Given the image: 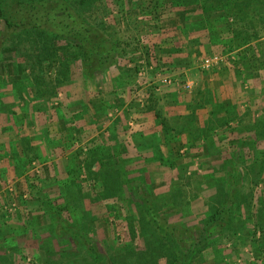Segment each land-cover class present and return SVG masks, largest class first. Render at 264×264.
Returning <instances> with one entry per match:
<instances>
[{
  "label": "rangeland",
  "instance_id": "rangeland-1",
  "mask_svg": "<svg viewBox=\"0 0 264 264\" xmlns=\"http://www.w3.org/2000/svg\"><path fill=\"white\" fill-rule=\"evenodd\" d=\"M27 1L2 4L19 19ZM37 1L65 2L96 26L109 58L0 20V264H264V0H188L212 9L173 20L175 49L142 29L151 0ZM163 48L179 65L166 95L136 71L165 72ZM205 105L227 115L199 113ZM150 115L161 136L131 122ZM154 216L176 236L162 240Z\"/></svg>",
  "mask_w": 264,
  "mask_h": 264
},
{
  "label": "trees",
  "instance_id": "trees-1",
  "mask_svg": "<svg viewBox=\"0 0 264 264\" xmlns=\"http://www.w3.org/2000/svg\"><path fill=\"white\" fill-rule=\"evenodd\" d=\"M150 2L148 15L150 17V20L145 21L147 24L143 26L142 29L145 30V32L151 35V33H154L156 36H167L166 40L164 41H170L174 42L173 48L175 49L176 44V38L178 37L177 31H178V24H176V21H173L175 19H179L180 22H184L186 20V17L188 15V12L190 9H193L195 6L203 5L202 8L203 11L212 9L211 6H205L206 2H189L188 0H151ZM37 1V0H30L25 3H23L24 7L29 9L28 16H25L24 18H11L10 16H7L6 11L4 9V6L2 4V0H0V20L5 21L7 26L9 28H17V27H29L32 26L38 30L43 29L41 33L48 29L54 33L57 34V36H64L67 39H72L71 41H74V45L77 48L78 51L82 53V58L84 59H94L93 55H97L101 52L100 46H95L94 43V37H97L99 35V31L96 26L93 24L88 23L84 18H82L74 9L67 6L65 2H60L61 7H59L58 11L52 8L45 7V2ZM41 4V7L39 8H47V11H41L37 14V12L31 11V8H36L38 5ZM197 4V5H196ZM205 4V5H204ZM47 22V25L52 22L51 25L52 28H46L47 25H44ZM54 22H58V24H54ZM172 23L174 25L168 26L167 23ZM153 35V36H154ZM151 39V37H150ZM163 41V43H165ZM94 45V46H93ZM91 47V48H89ZM146 47V45H145ZM92 49V50H89ZM147 49L148 46H147ZM166 48H163L162 50H165ZM149 51V50H148ZM171 49H166V52H170L172 55ZM100 58H109L108 53L101 54ZM98 59V58H97ZM166 61H168L166 59ZM170 63H164L162 67H165V72L171 73L172 71L176 70L177 67H179L178 63H176V58L174 57ZM141 66H136V71H139ZM235 197V194L232 195V198ZM225 206V205H224ZM222 206V208H224ZM220 210H217L214 215L209 220V223H212L217 217V213ZM156 217L152 219H148V224L156 223V228L158 231H160L162 235L161 239L166 240L172 236H176L177 228L175 226H169V224H165L162 222V220L154 221ZM171 229V230H170ZM173 230V231H172ZM180 235V234H179ZM91 250H95L94 247H91ZM97 255V252H96ZM98 261V260H97ZM97 264H104L103 262H97ZM169 264H179L178 259L174 257L172 261ZM185 264V263H184Z\"/></svg>",
  "mask_w": 264,
  "mask_h": 264
},
{
  "label": "crops",
  "instance_id": "crops-1",
  "mask_svg": "<svg viewBox=\"0 0 264 264\" xmlns=\"http://www.w3.org/2000/svg\"><path fill=\"white\" fill-rule=\"evenodd\" d=\"M177 34H178V37L176 38V46H181V43H182V39H181V33H179L178 31H177ZM153 37V38H152ZM151 37V39H153V40H155L154 39V37H157V39H161L162 40V42L164 41V40H166V38H167V36H165V35H163V36H152ZM165 43L164 44H166V46H168V47H173V43L174 42H170V41H164ZM177 48V47H176ZM166 56H164V60H168V61H171L173 58H174V56H175V54L174 53H172V55L170 54V52H166V54H165ZM156 70H157V68H155ZM154 69V71H156ZM151 72L153 71V70H150ZM222 72V71H221ZM149 73V72H148ZM148 73H146V75H145V80H144V83L146 84H151L150 83V81L152 80L153 81V76L151 75V73L150 74H148ZM224 75H225V73H223ZM218 75H220V71H217V72H215V74L213 73L211 76L213 77V78H211L212 79V81H210L211 82V84H215V81H216V77L215 76H218ZM234 83H236V82H234ZM155 85V84H154ZM157 85V84H156ZM155 85V88H154V90L155 91H157V92H159V91H162L163 89H164V91H163V93H161V95H166L168 92H170V91H173L174 90V88L172 87V88H166L168 85H164V84H158L157 86ZM192 85H193V83H192ZM205 85H207L206 84V80H205V82L203 83V86H202V89H203V87H205ZM230 85H231V82H230ZM236 85H238L237 83L235 84V86ZM232 86V85H231ZM144 88V87H143ZM236 89V88H235ZM127 90H128V88H127ZM228 90V89H227ZM237 90V89H236ZM174 93V92H173ZM228 95H229V92L228 91H224V94H223V99L224 98H226V97H228ZM241 94L239 93V90H237V94L235 93L234 94V98H235V100L233 101L234 102V104H231L232 106H234L235 105V107L233 108V109H235L236 108V106H238V108H240L239 107V101H240V98L242 97V96H240ZM137 97H138V99H141V98H144L145 96H146V92L143 90V89H140L139 90V92H138V94L136 95ZM136 96H134V97H136ZM244 97V96H243ZM252 98V97H251ZM130 99V100H129ZM132 97L129 95V94H127V96L125 97V99H122V97H121V107L123 106V104L124 105H126V110L128 109V107H129V102H131L132 101ZM167 100V101H166ZM247 100H248V98H247ZM164 101H166V109H165V113H167L168 112V114H167V118H166V121H167V119H169V120H171V122H173V119H172V117H173V114H174V108H176L177 106H176V104H173V102H172V104H170V102H169V99L168 98H163V99H161V100H159V102H160V104L162 103V102H164ZM223 101V100H222ZM224 102V101H223ZM249 102H250V104H251V101L249 100ZM237 103V104H236ZM134 104H136L137 106H138V108H141L142 107V105L143 104H141V103H139V101H138V103H134ZM201 104V103H200ZM217 105H221L218 101H217ZM131 106H133L132 104H131ZM159 107H160V105H159ZM158 107V108H159ZM207 107V109H203V110H200V111H198L199 113H201V112H203V113H205V114H207V115H210L211 114V112L215 115V113L212 111V108L210 107V106H208V105H205V107L204 108H206ZM229 107V105L228 106H226L224 109H222L220 112H217L216 114H218V115H215V118L217 117V116H222L223 114H226L227 115V113L225 112V110H226V108H228ZM257 107V106H256ZM134 108V110L137 108V107H133ZM123 109V108H122ZM123 112H124V110H122ZM183 111L181 110L180 112H178V113H182ZM224 112V113H223ZM142 118V119H141ZM132 123H136V124H139V129H140V131L142 130L143 132H146V133H153V134H156L157 136L159 135V136H161V130H162V125L160 124L161 122H160V120H158V118H156V116H152V115H150V116H147V118H145L144 116L142 117V116H140L139 118H134V121H131ZM167 123H170V122H167ZM167 123H166V125H167ZM171 124V123H170ZM138 127V126H137ZM150 136H152V135H150ZM129 136H127V138H128ZM184 137H185V135L184 134H182V138L184 139ZM182 139V140H183Z\"/></svg>",
  "mask_w": 264,
  "mask_h": 264
},
{
  "label": "built area",
  "instance_id": "built-area-1",
  "mask_svg": "<svg viewBox=\"0 0 264 264\" xmlns=\"http://www.w3.org/2000/svg\"><path fill=\"white\" fill-rule=\"evenodd\" d=\"M222 60V57H209V58H206L204 60V67H211L215 64H218L220 61ZM154 70L155 69V66L154 65H150L147 69L142 67L140 70H139V74L141 75V77H144L145 78V75H146V70ZM173 77L171 73H166V72H162L160 70H156L155 71V75H154V83L155 84H164V85H169V84H172L173 82ZM185 87L186 88H190L192 86V82L190 81H187L185 82ZM156 85V86H157Z\"/></svg>",
  "mask_w": 264,
  "mask_h": 264
}]
</instances>
